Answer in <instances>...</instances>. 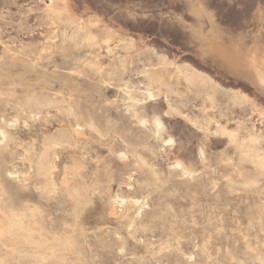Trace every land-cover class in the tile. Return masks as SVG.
<instances>
[{
    "label": "rangeland",
    "instance_id": "rangeland-1",
    "mask_svg": "<svg viewBox=\"0 0 264 264\" xmlns=\"http://www.w3.org/2000/svg\"><path fill=\"white\" fill-rule=\"evenodd\" d=\"M216 40L264 70V0H0V201L38 242L0 264H264V81Z\"/></svg>",
    "mask_w": 264,
    "mask_h": 264
},
{
    "label": "bare ground",
    "instance_id": "bare-ground-1",
    "mask_svg": "<svg viewBox=\"0 0 264 264\" xmlns=\"http://www.w3.org/2000/svg\"><path fill=\"white\" fill-rule=\"evenodd\" d=\"M42 18V17H41ZM3 21V20H2ZM180 21L182 24H186L187 21L184 19V18H180ZM189 28H192V24L188 25ZM97 28V27H96ZM84 32V31H83ZM50 36V35H49ZM66 42V40H64ZM133 41V40H131ZM110 42V41H109ZM211 49L216 52V53H220L224 56H226L228 59H230L231 61H233L234 63L236 64H244L245 66H253L254 69L256 70V73L258 74V76L264 81V70L263 69H259V67H257V60H256V56H254L249 50H243L241 47H238V46H234V45H227V44H224V43H219L217 40L215 42H213L211 44ZM15 55V54H14ZM164 59V58H163ZM8 71V70H7ZM200 78V77H199ZM192 79V77H191ZM190 79V80H191ZM202 80V79H201ZM189 81V80H188ZM3 92V91H2ZM1 92V93H2ZM59 92V91H58ZM61 94V93H60ZM63 94V93H62ZM3 95V94H2ZM151 95V94H150ZM71 96V95H70ZM45 98V101H46V97ZM38 99H41L38 98ZM38 99L36 101H38ZM43 104H44V101H43V98L41 99ZM41 100L38 101L41 102ZM137 101V100H136ZM139 102V101H138ZM37 103V102H36ZM37 103V104H38ZM50 103V102H49ZM48 103V104H49ZM62 103V102H61ZM68 103V102H67ZM33 104V103H32ZM41 104V103H40ZM42 104V105H43ZM47 104V103H45ZM44 104V105H45ZM57 104V103H56ZM65 104V103H63ZM29 105V104H28ZM62 106V105H61ZM31 107V106H30ZM34 107V106H32ZM58 107V106H57ZM41 108V107H40ZM47 108V107H46ZM71 108V107H70ZM38 110V109H37ZM74 111V110H73ZM136 116V115H135ZM134 116V117H135ZM5 119V118H4ZM147 121V120H146ZM7 122V121H6ZM145 122V121H144ZM37 123V122H36ZM39 123V122H38ZM80 123V122H79ZM155 123L160 126L162 123L160 121V118H155ZM21 124V123H20ZM41 124V123H39ZM19 125V124H18ZM90 125V124H89ZM8 126V125H7ZM92 126V124H91ZM25 127V126H24ZM30 127V126H29ZM20 128V127H19ZM98 129V128H97ZM10 130V129H9ZM100 130V129H99ZM62 132V131H61ZM2 133L4 134V137H6V132L2 131ZM79 134V133H78ZM121 138V137H120ZM14 138L11 137V140H13ZM50 138H47L43 144V149H42V152H41V155H40V159L44 158V155L46 156V153L49 149V144H51V140H49ZM52 139V138H51ZM70 139V138H69ZM58 141V140H57ZM84 142V141H83ZM89 142V141H88ZM87 142V143H88ZM34 144V143H33ZM31 143V146L33 145ZM70 144V143H69ZM28 145V144H27ZM35 145V144H34ZM52 145V144H51ZM30 146V145H29ZM24 147V146H23ZM42 147V146H41ZM84 147V146H83ZM30 148V147H29ZM35 148V146H34ZM50 148V147H49ZM27 149V148H26ZM31 149V148H30ZM48 149V150H47ZM47 150V151H46ZM136 150V149H135ZM134 150V151H135ZM29 151V150H27ZM31 151V150H30ZM33 151V150H32ZM53 151V150H52ZM132 152V151H131ZM122 153V152H121ZM120 153V155H121ZM47 154H49L47 152ZM50 155V154H49ZM125 156V155H124ZM49 157V156H48ZM122 157V156H121ZM71 158V157H70ZM39 159V160H40ZM47 160V159H46ZM50 160V159H49ZM48 160V161H49ZM53 160V159H52ZM143 160V159H141ZM42 161V160H41ZM40 161V162H41ZM45 161V159H44ZM51 161V160H50ZM145 161V160H144ZM33 160H31V164H33ZM39 163V162H38ZM47 164V162H45ZM73 163V162H72ZM44 165V163H42ZM41 164V166H42ZM50 163L48 162V165ZM178 166H181V163L180 162H177L176 163ZM36 165V164H35ZM47 165V166H48ZM32 166V165H31ZM30 166V167H31ZM38 166V165H37ZM46 166V165H45ZM49 167H52L49 165ZM72 167V166H71ZM56 168V167H55ZM75 168V167H74ZM25 169V168H24ZM43 170L41 171H45L44 168H42ZM54 169V168H53ZM182 170L185 172L186 171V168L182 167ZM48 171V170H47ZM189 171V169H188ZM24 172V170H23ZM198 172V171H197ZM46 173V172H45ZM50 175V174H49ZM52 175V174H51ZM23 176V175H22ZM42 176V175H41ZM158 176V175H157ZM190 176V175H189ZM130 177V176H129ZM33 178V176L31 177ZM54 178V177H53ZM67 179V178H66ZM65 179V180H66ZM64 180V181H65ZM63 181V179H62ZM71 181V180H70ZM69 181V182H70ZM54 184V183H53ZM67 184V183H66ZM4 186V185H3ZM67 186V185H66ZM69 186V185H68ZM48 190V189H47ZM238 190V189H237ZM37 191V190H36ZM5 192V191H4ZM46 192V191H45ZM54 193V192H53ZM45 194V193H44ZM121 195V194H120ZM3 197V195H1ZM22 199V198H21ZM115 200V199H114ZM124 200V199H123ZM116 201V200H115ZM35 202V201H34ZM134 204V203H133ZM132 204V205H133ZM19 206V205H18ZM14 207V206H13ZM132 207V206H131ZM28 206L27 207H24L22 208L21 210L19 211H11V212H8V210H6V208L1 204V201H0V241L3 242L4 245H17V244H21V243H24V244H37L38 242L35 240V237L33 235V229L32 228V225L29 223V221L27 220L28 218V214H27V210H28ZM30 209V208H29ZM113 209V207H112ZM29 211V210H28ZM175 212V211H174ZM33 212H31V209H30V212L29 214ZM31 214V215H32ZM116 218L118 219V221H122V218L126 215L125 213L124 214H116ZM143 215V214H142ZM34 215H32L33 217ZM30 217V216H29ZM30 222H31V219H30ZM41 223V222H40ZM130 223L132 224L133 221H130ZM130 224V225H131ZM42 225V224H41ZM46 225V224H45ZM37 230V229H36ZM263 231V230H262ZM43 232V231H42ZM216 232V231H215ZM66 233V232H65ZM46 234V233H45ZM122 236V235H121ZM210 237V236H209ZM247 237V236H246ZM50 238V237H49ZM37 239V238H36ZM52 239V238H51ZM207 240V238H206ZM247 240V239H246ZM204 241V240H203ZM204 243V242H203ZM247 243V242H246ZM227 246V245H226ZM252 246V245H251ZM68 247V246H67ZM206 247V246H204ZM8 248V247H7ZM72 248V246H71ZM119 248V247H118ZM169 248V247H167ZM228 248V247H226ZM70 250V249H69ZM44 252V251H43ZM219 252V251H218ZM160 254V253H158ZM38 255V254H37ZM208 255V254H207ZM45 256V255H44ZM234 256V255H233ZM190 257V256H189ZM209 258V257H208ZM43 259V258H42ZM79 261V260H78ZM233 261V260H232ZM243 262V261H242ZM161 264V263H160ZM222 264V263H221Z\"/></svg>",
    "mask_w": 264,
    "mask_h": 264
}]
</instances>
